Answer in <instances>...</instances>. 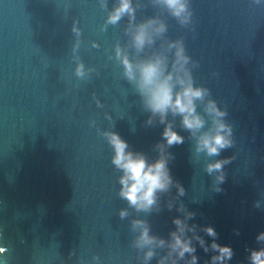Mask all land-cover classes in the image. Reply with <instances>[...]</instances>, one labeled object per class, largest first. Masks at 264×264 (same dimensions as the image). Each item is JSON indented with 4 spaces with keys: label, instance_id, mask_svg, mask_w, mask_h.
Masks as SVG:
<instances>
[{
    "label": "water",
    "instance_id": "95a60500",
    "mask_svg": "<svg viewBox=\"0 0 264 264\" xmlns=\"http://www.w3.org/2000/svg\"><path fill=\"white\" fill-rule=\"evenodd\" d=\"M187 3L191 19L181 26L164 0H131L135 19L125 14L116 24L108 17L119 0H0V264H157L177 217L195 226L185 237L230 246L226 264H251L250 250L264 248L256 239L264 232V0ZM148 20L156 22L148 28L153 42L138 50L133 37ZM161 24L167 30L157 33ZM176 41L191 58L194 86L209 89L206 100L227 113L233 144L219 156L197 153L196 137L169 113L166 122L185 138L166 148L173 184L149 210H137L119 196L122 173L104 133L117 132L149 162L158 158L164 125L122 61L137 75V65L158 55L171 68ZM206 120L201 132L214 134ZM225 158L222 172L206 171ZM136 220L166 242L152 246L147 262L148 247L135 246ZM209 226L215 237L203 230ZM192 244L198 264L216 254Z\"/></svg>",
    "mask_w": 264,
    "mask_h": 264
},
{
    "label": "clouds",
    "instance_id": "9594fccd",
    "mask_svg": "<svg viewBox=\"0 0 264 264\" xmlns=\"http://www.w3.org/2000/svg\"><path fill=\"white\" fill-rule=\"evenodd\" d=\"M170 10V14L179 20L181 26H186L191 19L192 13L189 11L187 0H164ZM187 13L185 16L184 14ZM127 14L130 20H134V9L131 6V0H119L113 12L108 17V23L116 24L123 15ZM156 23L154 20H148L137 26V31L133 37L135 47L138 50L143 49L146 43H152V38L148 33V28ZM167 30L164 24L156 28V32H165ZM73 31H76L75 27ZM174 47L175 52L169 68V58L167 56H156V58L146 60L137 65L138 75L133 69V65L124 58L125 76L131 80H137L138 88L142 94L144 103L153 115L158 114L160 123L164 125L161 133L162 141L156 145L158 158L154 162H149L146 156L140 152L128 151V143L121 138L115 131L105 132L108 143L113 149L111 163L121 171L119 178L120 191L119 196L127 200L130 206L137 210H149L157 202V193H164L169 190L173 184V179L169 174L168 162L172 157L171 153L166 152V148L174 145H180L185 142L184 136L173 130L171 122H166L169 113L173 117H180L181 127L187 130L192 136L196 137L197 153H205L208 157L219 156L221 150L232 147V129L227 125L223 117L225 111H221L217 102L206 97L210 95L209 89L202 86H194V79L186 65L190 62V57L186 54L182 41H176L169 45ZM120 52L117 49V56ZM194 67H198V62H193ZM76 74L83 75V65L77 66ZM197 101L203 104V112L197 111ZM206 117H210L215 126V133L201 132L207 123ZM148 125L152 124V118L149 117ZM199 133V135H197ZM229 159L215 160L209 162L206 171L211 174L214 171H221ZM223 175L217 176L218 182H223ZM179 195L184 194L182 186L177 183ZM171 207V205L169 206ZM127 215L126 210L120 211V217ZM192 213H189L190 217ZM176 225V231L170 233L171 240L168 242L169 252L161 256L157 264H176V259H185V253L189 254L187 264H198L199 258L194 254L195 246L192 239L199 242L204 251L209 247L216 253L212 255L207 264H226L233 257V250L228 245H220L213 239L210 245H206L204 239L199 235L185 237V229L194 232L195 226H188L184 220L179 217L173 219ZM134 227H140V234L135 241L137 248L148 247L144 254V260L147 262L154 255L152 246H165V241L155 236L149 235V229L142 220L133 221ZM208 236L215 237L216 232L212 227L203 229ZM258 241H264V232L260 233ZM175 254V255H173ZM96 259H99L98 257ZM251 264H264V248L251 249L249 254Z\"/></svg>",
    "mask_w": 264,
    "mask_h": 264
}]
</instances>
